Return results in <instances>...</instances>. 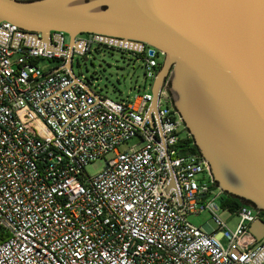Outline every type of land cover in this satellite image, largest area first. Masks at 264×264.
<instances>
[{
	"label": "built area",
	"instance_id": "obj_1",
	"mask_svg": "<svg viewBox=\"0 0 264 264\" xmlns=\"http://www.w3.org/2000/svg\"><path fill=\"white\" fill-rule=\"evenodd\" d=\"M59 34L47 43L0 20V264H261L249 226L263 211L244 204L220 216L226 193L198 153L183 152L190 135L167 80L155 110L151 92L96 98L69 73ZM88 34L74 36L72 56L94 42L131 50L154 80L158 49ZM98 158L103 168L89 175ZM204 211L214 226L188 221Z\"/></svg>",
	"mask_w": 264,
	"mask_h": 264
},
{
	"label": "water",
	"instance_id": "obj_2",
	"mask_svg": "<svg viewBox=\"0 0 264 264\" xmlns=\"http://www.w3.org/2000/svg\"><path fill=\"white\" fill-rule=\"evenodd\" d=\"M0 20L39 32L47 43L67 34L74 77L77 34L158 49L163 60L150 109L167 80L164 89L215 186L264 211V0H0ZM93 79L83 80L99 98ZM145 117L151 122L150 111ZM249 231L262 241L264 220Z\"/></svg>",
	"mask_w": 264,
	"mask_h": 264
},
{
	"label": "rangeland",
	"instance_id": "obj_3",
	"mask_svg": "<svg viewBox=\"0 0 264 264\" xmlns=\"http://www.w3.org/2000/svg\"><path fill=\"white\" fill-rule=\"evenodd\" d=\"M81 35L87 38L89 34L81 33ZM64 38L65 43H67L69 40L68 35L64 34ZM159 59L162 62L163 56H160ZM56 63V59L41 58L39 60L41 67H52ZM72 70L80 79L93 77L91 85L93 90L112 100H131L136 94L151 92L153 81L145 80L141 58L131 50L120 49L117 46L92 43L86 60H84V55H73ZM137 142L138 139L135 137L127 143L121 144L118 148L120 151H124ZM103 166L104 159L98 158L90 162L85 170L89 175H93L100 171ZM220 216L227 220L231 214L227 209H221ZM207 220H209L211 226H214L207 211L199 215L192 214L188 216V221L197 226L202 225ZM234 222L235 218L233 217L231 224L233 225ZM261 264H264V261Z\"/></svg>",
	"mask_w": 264,
	"mask_h": 264
},
{
	"label": "trees",
	"instance_id": "obj_4",
	"mask_svg": "<svg viewBox=\"0 0 264 264\" xmlns=\"http://www.w3.org/2000/svg\"><path fill=\"white\" fill-rule=\"evenodd\" d=\"M183 144L186 145V147L183 149V152L197 153V149L192 142L191 136L183 139ZM244 204L252 206L250 202H244L242 199L226 194V198L222 201L221 206L223 209H227L231 212H234L237 208Z\"/></svg>",
	"mask_w": 264,
	"mask_h": 264
},
{
	"label": "flooded vegetation",
	"instance_id": "obj_5",
	"mask_svg": "<svg viewBox=\"0 0 264 264\" xmlns=\"http://www.w3.org/2000/svg\"><path fill=\"white\" fill-rule=\"evenodd\" d=\"M60 37V36H59ZM63 37V35H61V38ZM261 218L264 220V211L261 213ZM263 245H264V238L262 239Z\"/></svg>",
	"mask_w": 264,
	"mask_h": 264
}]
</instances>
